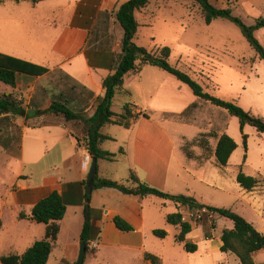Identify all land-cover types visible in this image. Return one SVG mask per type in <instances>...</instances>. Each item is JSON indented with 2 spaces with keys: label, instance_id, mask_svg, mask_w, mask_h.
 Listing matches in <instances>:
<instances>
[{
  "label": "crops",
  "instance_id": "1",
  "mask_svg": "<svg viewBox=\"0 0 264 264\" xmlns=\"http://www.w3.org/2000/svg\"><path fill=\"white\" fill-rule=\"evenodd\" d=\"M6 1L0 4L5 5ZM127 1L38 0L33 3L26 0L17 2L19 7L15 17H0V53L48 69L41 76L18 73L19 104L26 112L24 116H14V123L22 127V141L20 147L9 149L0 144V155H4V161L18 165L12 187L4 194L0 193V264H4L1 257L20 255L45 236L46 224L22 219L19 215L21 212L29 214L40 200L54 190L62 196L67 210L65 217L59 221L57 247L47 264H51L52 259L54 264L77 262L85 221L84 181L92 165V155L78 138L87 135L88 129L83 121L95 114L105 95L103 80L111 73L115 56L123 50L124 29L114 13ZM137 14L141 13H136L138 19ZM12 34L17 35L15 39ZM125 88L132 96L134 112L139 115L131 119L127 128L118 126L113 129V124L102 127L104 134L114 133L111 135L117 137V141L118 137L126 139L127 146L125 154L117 162L98 159V175L122 182L127 179L126 175L135 171L151 186L170 194L192 196L200 203L212 205L195 192H185L180 188L176 181V176L180 174L175 173L171 177L172 162L179 161V166L188 170L193 159H201L198 163L204 166L206 158L218 166L214 155L218 142L216 135L224 131L228 133L231 115L206 108L188 85L156 66L146 65L140 75H128ZM54 99L66 103L81 119L67 121L62 115L46 111ZM192 105L190 117L184 122L166 115L184 112ZM202 107L209 113L217 114L216 119L205 121L210 124L208 127L201 121ZM113 110L122 111H118L115 104ZM180 126H189L195 131L185 132ZM198 137H204L202 143H199ZM195 140L198 151L194 153L190 150L194 156L189 157L186 145ZM102 148L117 151L105 141ZM120 163L124 167L109 165ZM120 167L124 168L122 174L117 172ZM35 170H38L37 176ZM219 172L220 181H223L224 173ZM192 176L209 184L206 178ZM180 207L172 200L155 195H131L114 187L93 189L89 248L92 249L94 242L98 246L96 254H86L84 262L87 257L99 264L107 262L109 251L121 264H151L145 259L146 252L159 256L163 264H172L171 254L176 251L175 244L183 245L176 242L180 228L170 224L167 216L176 213ZM117 216L133 229L120 230L114 221ZM192 227L187 240L196 243L203 236V231L200 225ZM225 228L216 239L209 240L214 249L221 250V236ZM155 229H165L168 234L164 238L157 237L153 233ZM195 230L199 231L196 237L193 236ZM116 255H120L121 260ZM232 255L235 259L224 264H241L238 257ZM263 262L264 259L259 264Z\"/></svg>",
  "mask_w": 264,
  "mask_h": 264
},
{
  "label": "rangeland",
  "instance_id": "2",
  "mask_svg": "<svg viewBox=\"0 0 264 264\" xmlns=\"http://www.w3.org/2000/svg\"><path fill=\"white\" fill-rule=\"evenodd\" d=\"M210 1L218 7H231L233 13L240 16L248 25H253L258 17L264 16V0ZM17 5L14 0H7L5 5L0 4V17L5 15L15 17L17 14L15 12H18L17 8L19 7ZM148 6L149 8L140 12L141 14H137L140 24H150L140 27L138 44L149 50H155L158 46H169L172 50L171 63L191 73L206 91L225 100L237 101L246 110L264 118V61L258 57L256 50L249 44L236 24L225 18H218L211 24H207L201 15L199 5L194 0H150ZM254 35L264 45V28L256 30ZM16 36L12 34L11 37L15 39ZM0 39H2V35H0ZM151 45L154 46L152 49L149 48ZM7 89L11 90L12 88L0 82V91L4 92ZM118 100L115 106L118 111H121L122 103L131 102L132 96L123 95ZM201 103L206 108L227 113L226 110L207 102L201 101ZM204 108L202 107L203 118L201 121L206 124L205 121L216 119V113H209ZM189 117L188 113L180 121L184 122ZM208 125L210 124H206L205 127ZM228 125V133L235 139L238 147L233 152L227 166H215L206 158L203 161L204 166H202L198 163L201 159L195 158L186 170L179 166V161H175L172 162L171 177L172 174H180V176H176V181L182 190L195 192L213 206L232 209L245 217L259 231L264 232V133L259 132L251 125H246L244 129V133L248 135L246 149L239 119L236 116H230ZM118 126L127 128L119 124H113L112 127L114 129ZM179 128L184 129L185 132L195 131L189 126H180ZM111 134L108 136L112 138L105 142L117 150L113 152L117 154V158L109 162H117L125 154L124 148L127 146V140L118 137L119 141H117V137ZM199 139L198 137L197 140ZM196 142L195 140L186 145L185 151L190 152L191 157L194 155L190 150L195 151L194 153L198 151ZM122 150L123 153H121ZM15 163L9 164L4 161V155H0V193L2 194L12 187L18 168ZM123 167L118 169V174H122ZM112 170L114 171V168ZM240 170L247 175L261 178V182L253 190L243 188L237 180ZM219 171L224 173L223 181H220ZM38 174V170H35V176ZM192 174L206 178L209 184L199 182ZM126 176L127 179L130 177V175ZM127 179L122 182H126ZM197 225H200L203 231V236L195 243L197 250L188 252L184 246L175 244L176 251L171 254L172 264H221V262L224 264L226 261L235 259L233 253L229 255L219 249H214L212 241H209L216 239L224 226L232 228L234 226L232 220L213 213L211 216H205ZM198 232L195 230L193 236L196 237ZM206 234L210 235L209 239H206ZM119 256L116 255L118 260H121ZM262 259H264V248L255 254L257 264ZM51 264H54L53 259ZM84 264H99V262L87 257ZM102 264L121 263L120 261L116 262L108 251V261H104Z\"/></svg>",
  "mask_w": 264,
  "mask_h": 264
},
{
  "label": "trees",
  "instance_id": "3",
  "mask_svg": "<svg viewBox=\"0 0 264 264\" xmlns=\"http://www.w3.org/2000/svg\"><path fill=\"white\" fill-rule=\"evenodd\" d=\"M15 1L21 2L26 0ZM28 1L36 3L38 0ZM194 1L199 5L201 15L207 24H211L218 18H225L236 24L241 29L249 44L256 50L258 57L264 61V45L254 35L256 30L264 28V16L258 17L253 25H248L240 16L233 13L231 7H218L210 0ZM2 2L4 0H0V3ZM149 4L150 0H128L114 13L115 18L121 23L124 29L122 41L123 50L117 53L111 67V73L103 80L105 95L97 105L95 114L90 119L83 121L88 129L87 135L82 139L78 138V140H82L85 143L88 152L92 156L108 161L116 160V153L102 148V143L112 138L101 131L102 127L107 124H119L128 127L130 126L131 119L138 117L139 114L134 112L135 106L131 102L124 103L121 107L122 111L119 113L113 110V106L118 96H130V92L125 88L126 77L128 75H140L144 66L151 65L161 68L175 76L182 83L188 85L199 100L222 108L231 116H236L240 121V128L243 134L245 148L247 149L248 135L244 133V127L251 125L259 132L264 133V118L246 110L237 101L225 100L206 91L204 86L191 73L171 63L170 57L172 50L169 46H158L155 50H149L147 47L137 43L136 37L141 24L136 17V13L145 10ZM47 72L48 69L45 67L0 53V82L12 88L11 91H0V144L4 148L20 147L23 136L22 127L14 123V116H24L26 112L25 108L19 104V91L17 90L18 73L41 76ZM192 107L193 105L181 113H169L166 115L180 121L185 118ZM46 111H52L57 115H62L67 121L81 119L80 115L74 109L70 108L66 103L55 99ZM216 136L218 137V142L214 155L217 164L227 166L238 144L226 131ZM203 140L204 137H200L198 141L202 143ZM121 153H123V150ZM187 154L191 157L190 152ZM237 180L247 190H253L261 182V178L247 175L242 170L237 174ZM84 186L86 190L85 221L81 231L80 241L87 244L86 254L91 253L95 255L97 248H89L92 229L90 216L92 191H88L87 179L84 181ZM100 187L118 188L122 192L131 195H155L172 200L180 205L188 204L192 208L206 206L210 212L232 220L234 226L223 230L221 236L223 242L221 251L235 254L241 264H256L254 255L264 248V232L259 231L245 217L232 209L206 205L200 203L196 198L185 194L167 193L140 179L135 171L131 172L126 182H117L108 178H101L97 174L93 189ZM66 210L67 206L63 202L62 196L57 190H54L47 197L40 200L29 214L21 212L19 217L22 219L27 218L37 223L46 224V234L42 239L36 240L24 253L3 256L1 257V261L4 264H47L51 254L57 247L58 234L60 232L59 221L65 217ZM114 221L116 226L122 231H131L133 229L121 217H115ZM167 221L180 228L179 233L176 235V242L182 244L188 252H195L197 245L187 240V235L192 231L193 227L190 223L182 221L179 210L176 213L169 214ZM153 233L160 238H164L168 234L165 229H155ZM209 238L210 235L206 234V239ZM145 259L149 260L151 264H163L161 258L152 253L146 252ZM261 264H264V262Z\"/></svg>",
  "mask_w": 264,
  "mask_h": 264
},
{
  "label": "built area",
  "instance_id": "4",
  "mask_svg": "<svg viewBox=\"0 0 264 264\" xmlns=\"http://www.w3.org/2000/svg\"><path fill=\"white\" fill-rule=\"evenodd\" d=\"M179 212L181 214L182 221L190 223L191 225H196L198 222L202 221L205 216H211L213 214L206 206L192 208L188 204H182ZM97 246L98 244L96 242L92 243V248H97Z\"/></svg>",
  "mask_w": 264,
  "mask_h": 264
},
{
  "label": "water",
  "instance_id": "5",
  "mask_svg": "<svg viewBox=\"0 0 264 264\" xmlns=\"http://www.w3.org/2000/svg\"><path fill=\"white\" fill-rule=\"evenodd\" d=\"M97 174H98V158L96 156H92V165L87 178L89 192L93 190L94 180ZM86 247L87 244L85 242H82L76 264H84V259L86 256Z\"/></svg>",
  "mask_w": 264,
  "mask_h": 264
}]
</instances>
